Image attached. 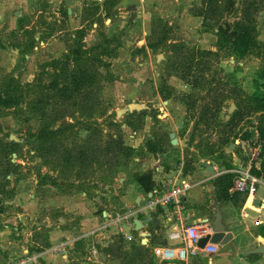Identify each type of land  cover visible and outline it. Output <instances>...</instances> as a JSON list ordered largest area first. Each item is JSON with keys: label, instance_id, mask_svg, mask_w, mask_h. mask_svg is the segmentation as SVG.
<instances>
[{"label": "rangeland", "instance_id": "1", "mask_svg": "<svg viewBox=\"0 0 264 264\" xmlns=\"http://www.w3.org/2000/svg\"><path fill=\"white\" fill-rule=\"evenodd\" d=\"M118 1L116 0V3ZM245 1L236 0L234 9L230 12L225 11L220 20L222 22L239 20ZM219 2L223 6L225 0ZM180 4L198 17L194 19L195 21L192 20L193 22L183 23L176 15L162 18L153 12L152 28L148 32L147 43L150 40L157 42L158 36L168 30L169 40L161 42L158 49L151 50L152 55L147 56L148 60L146 57L131 59L136 51L143 48L139 46L135 49L132 43H128L125 52L131 68H149L150 75L147 76L149 90L138 95L140 101L137 102L145 104L146 108L135 110L132 115H129L131 113L129 112L117 116L116 109L124 101L127 103L128 98L120 96L119 90L114 89L116 77L114 75V79H110V71L112 72L114 66V57L118 55L116 48L118 49L126 38L132 39L130 36L134 34L132 31L134 21L115 14L105 15V0H87L77 6L76 12H68L67 15L62 12V7L71 8V5L65 0H0V87L14 77L24 86L25 95V101L20 108L15 106L0 108V142L14 141L19 144L17 152L6 157L0 153V203L5 202L9 205L8 208L1 206L3 208L0 210V243L7 242L8 238L22 237L23 222L13 216L22 210L20 204L24 199L20 197L21 203L16 202L21 193L24 192V197H30L33 193L38 196H53L55 193H73L84 189L90 193L91 199L98 195L111 199L117 206L112 225L117 228L116 232L107 233L110 234L107 238L116 240L110 264H142L137 252L132 249V245L142 244L143 236L139 235L142 230L136 229L132 219L124 218L129 207L124 201H120V196L126 194L127 181L135 182V174L156 167L154 156L160 159V164L165 169L178 170L182 167L185 176L195 181H200L205 176H212L211 181H214L217 176L227 172L237 177L238 172L235 170H242L249 164L252 174L264 178V143L259 140L257 129L259 123L264 124V110L245 117L235 129H230L227 125L242 96H263L258 83L259 72L264 68V51L261 49L253 52L243 59L221 52L218 57L211 58V69L206 72L200 71V66H197L193 74L204 76L206 82L208 80L212 82L211 86L225 84L230 89L236 87L238 90L237 93L233 92L225 98L221 111L214 117V122L200 120L201 111L206 105L201 97L209 93L210 87L206 83L205 89L203 87L198 90L178 76H170L169 65L176 59V54H173L169 46L172 41H185L192 49L215 50L217 36L212 26H204L203 18L198 15L203 0H180L178 5ZM116 12L119 14L118 10ZM255 17L259 30L258 38L264 42V3H261ZM149 18L150 15L147 16V22H150ZM208 21L214 23L215 17H210ZM80 29L85 31L83 39L77 33ZM103 34L115 39L106 43ZM33 40L34 47L25 50ZM43 42L50 44L44 48ZM100 43L109 47L107 54H102L101 49L92 51V48ZM79 44H84L87 50L92 51L91 55H86L87 62H91L89 64L97 67L103 74L101 83L95 88V100L88 105L94 107V115L88 119L86 115L88 111L73 107L71 103L55 102L48 110L56 116L72 113L65 118L60 116L61 119L53 126H59L66 121L73 122L76 117L84 120L81 123L73 122L76 124L75 130L66 134L63 139L65 145L63 150H68L67 152L72 155L79 147L102 145L109 135H117L118 129L110 124L111 121L121 124L125 144L134 147L135 151L130 157L120 154L117 163L112 164L111 168L106 164L80 167L67 162L62 153L36 150V133L46 122L38 115L39 111L31 108L35 90L29 88L40 80L38 79L40 76L47 80V75L43 72L51 69L46 66L47 63L63 58ZM124 45L125 43L121 46ZM37 46H40V49L36 50ZM101 54L102 61H94L95 56ZM166 80L167 82L172 80L173 85L165 88ZM120 81L122 80H119V84ZM162 86L168 95L167 99L162 98L159 93ZM76 99L79 100L81 97ZM193 102L195 105L191 106ZM100 111H107L112 115L111 117H107L105 113L100 115ZM125 122H132L133 125L127 126ZM207 124L211 125L210 129H207ZM253 128L258 131L256 142H253L247 133ZM171 132H175L178 138L176 145L171 142ZM225 138H229L231 143H236V147L230 153H226V149L231 143L225 142ZM149 143L156 147V152L150 151ZM254 152L257 153L256 156H253ZM100 156L104 157V154L101 153ZM8 159L18 168H9ZM201 160L210 161L216 170L213 173L208 172L199 164ZM200 171L203 175H200ZM234 213L239 219L246 220L254 233L259 235V226L264 219L257 206L241 205ZM135 219L143 220V217L140 215ZM124 224L127 226L123 231L121 227ZM148 224L152 226L151 221ZM157 239L159 242L165 241L162 234L157 235ZM237 241L244 251H247V247L257 244L261 239H256L248 232L247 235L240 234ZM93 243L91 242L90 246ZM84 250L87 251V245ZM153 252L154 248L153 251L149 248L150 257ZM196 256L194 264H213L204 253ZM260 257L261 255L249 256L250 259L244 260V264H264V261H259ZM83 260L90 262L86 256Z\"/></svg>", "mask_w": 264, "mask_h": 264}, {"label": "trees", "instance_id": "2", "mask_svg": "<svg viewBox=\"0 0 264 264\" xmlns=\"http://www.w3.org/2000/svg\"><path fill=\"white\" fill-rule=\"evenodd\" d=\"M220 0H203V6L200 8L198 15L203 18V24L212 26L217 36V49H192L185 41H172L169 49L176 54L174 59L169 65V75L178 76L180 79L192 84V87L196 89L210 87L208 94L201 97L206 102L205 107L201 111L200 120L205 122H214L215 115L221 111V107L225 98L231 93H237V88L230 89L225 84L213 87L211 81H207L204 76H196L193 71L200 66V71L206 72L211 69V58L218 57L221 52L228 53L236 58L243 59L252 54L253 52L264 51V42L259 40V30L257 27V20L255 17L256 11L260 7L264 0H246L245 7L243 9L242 16L239 20L231 22L225 20L222 22L220 19L223 18L224 12L234 9L236 0H225L223 6H221ZM260 1V2H259ZM106 6L104 8L105 15L111 16L109 10L115 5L116 0H105ZM259 5V6H258ZM106 9V10H105ZM64 15L68 14V8L62 7ZM215 17V22H209L210 17ZM77 33L83 39L85 36L84 30H78ZM169 30L164 31L158 36L157 42L148 41L147 45L150 49H158L161 42H167ZM104 42L110 43L115 38H110L103 34ZM34 40L25 47V50L32 49L34 47ZM118 47V46H117ZM108 46L100 43L92 48L93 50H102V54H105L108 50ZM117 49V48H116ZM115 50V48H113ZM91 50H87L84 44H79L75 47L71 53H67L61 59H55L50 63H47V67L50 70L43 71L47 75V80L43 76L36 84L31 86L29 90L34 89L35 99L31 102V108L35 111H39L40 118L46 122L36 133V150L38 152L46 150L48 153L58 152L64 155V159L80 167H87L94 164L103 165L106 164L112 167V164H116L120 154L126 157L133 155L135 148L125 144L122 125L111 121L110 124L114 125L118 129L117 135H109L102 145L95 146H83L79 147L78 150L72 155L63 150L65 145L63 139L65 135L75 130L76 122L81 123L84 120L79 119L76 116L73 119L75 123L66 121V123L59 126H53L55 122H58L62 116L63 118L71 116V114H64L56 116L48 110V107L53 106L55 102L59 103H71V106L78 107L79 109L86 110L88 119L93 117L95 111L94 107L88 106L93 100H95V88L101 83L102 72L96 67L94 68L91 62H87L86 55H91ZM100 55L95 56L94 61H102ZM107 54V53H106ZM102 65H105L102 63ZM110 79H114L113 73L110 71ZM204 75V74H202ZM214 80V79H213ZM165 88L171 87L167 80L164 81ZM206 86V87H205ZM4 87V88H3ZM258 88L263 92V96H242L241 101L238 104V108L231 117L229 123L230 129L237 128L245 117L254 114L257 111L264 110V68L259 72V83ZM24 86L16 81L14 77L10 79L8 83H4L2 88L0 87V108L1 107H12L15 106L20 108L25 101V95L23 94ZM171 89V88H170ZM208 89V88H207ZM166 90L162 86L159 89L162 98L167 99L168 95ZM76 97H81L77 100ZM82 100V101H81ZM194 106L193 102L190 104ZM84 107V108H83ZM107 114V117H111L112 114H108L107 111H100V115ZM135 112H131L132 115ZM87 121V120H86ZM127 126H132V122H125ZM257 127V125H256ZM211 125L207 124V129H210ZM206 129V130H207ZM257 129L259 130V140L264 143V124L259 123ZM248 136L251 137L250 131L247 132ZM224 140V139H223ZM229 138H225V142L231 143ZM155 143V142H153ZM150 145V151L156 152V147ZM155 145V144H153ZM19 144L17 142H0V153L8 156L11 153L17 152ZM212 151V150H211ZM213 152V151H212ZM103 153L104 157L100 154ZM9 168H18L17 165L8 159ZM236 175L227 172L221 174L215 178L214 185L216 187L217 199L219 201L232 200L235 203L241 202L243 205L246 201V196L240 197L241 194L238 191H234V181ZM135 182L142 188L145 193H150L155 185L152 170L135 174ZM80 191L90 194L88 191L82 189ZM95 195L93 197H97ZM1 206L8 208L9 205L5 202L0 203ZM259 235L264 237V225L259 226ZM166 244V242H164ZM116 244L112 245L108 249L112 253L115 252ZM122 249V246H120ZM132 249L137 252V257L141 260L142 264H155L153 258L150 257L149 247L140 244L139 246H133ZM39 251V249H37Z\"/></svg>", "mask_w": 264, "mask_h": 264}, {"label": "crops", "instance_id": "3", "mask_svg": "<svg viewBox=\"0 0 264 264\" xmlns=\"http://www.w3.org/2000/svg\"><path fill=\"white\" fill-rule=\"evenodd\" d=\"M65 1L71 5V12H76L77 6L83 4L87 0ZM179 1L180 0H119L109 10L111 14L131 19L135 22L134 29L132 30L134 34L130 36L132 39L128 37L125 41L123 40L125 45L121 46L124 44L121 43L118 49H116L118 55L116 54V57H114L112 73L116 77L115 83L118 84L113 83V87L119 90L120 96L128 98L127 103L124 101L116 110L126 107L125 105L131 102L140 101L138 95L149 90V80L147 78V76L150 75L149 68L132 69L127 62L125 51L129 46L128 43H132L135 49L139 46H142L143 49L136 51L131 59L135 58L138 60L140 58L145 59L146 57V60H148L147 56L151 57L152 49L147 45V35L152 28L151 17L153 16V12L162 18L169 15H176L183 23H190L198 17L192 15L190 10L186 9L185 6L181 4L178 5ZM117 10L119 14H117ZM22 14H24V12H22ZM148 15H150V22H147ZM49 44V42H43L42 46L45 45V48L46 45ZM38 49H40V46L36 47V50ZM119 80H122L120 84ZM171 81L172 80H170L169 83L173 85ZM157 98H159V96H157ZM158 159L154 156L155 164ZM200 175H203L201 171ZM211 179L212 176H205L204 179L199 181L200 183L196 187L190 190L187 199V208L194 219L208 218L214 220L217 207H219L223 214V222L227 230L233 233L234 238L233 242L218 244L217 252L211 254L208 259L213 264H244V260L250 259L249 256L261 255L259 261H264V254L245 253L242 245L237 241L240 234L243 233L247 235L248 232L256 239H261L257 244L250 245L246 248L250 250L264 244V237L254 233L246 220L239 219L235 216L234 211L242 205L241 202L235 203L232 200L219 201L217 199L216 187ZM125 182L126 178L124 183ZM240 194V197L244 196L243 193ZM149 195L150 193H144L136 182L127 181L126 194L120 196V201H124L126 206L131 210L138 207L139 204H143ZM20 197L24 199L23 203L20 204L22 210L18 211L13 216L23 222L24 227L21 230L22 237L17 239L8 238L7 242L0 243V264L22 255L26 250L37 251V249H39L41 254L38 264L111 263V258L114 254L108 248L114 245L116 240L111 237L107 238V236L110 235H107V233L117 229L112 227L115 220V208L117 206L111 199L99 196H97L98 198L95 197L91 199L84 191L55 193L53 196H38L33 193L30 194V197H24L23 192L20 194L19 199L16 200L17 203H21ZM256 200L260 201V206L257 207L258 210L261 211L264 219V185L259 186L253 203H255ZM243 205H245V203ZM104 211H107V215L104 214ZM156 216L157 212H153L151 220L152 226H150L148 222L143 223V229L144 231L146 230L148 234L147 243L143 245L149 247L152 251L157 245L167 242L166 238L168 234V229L164 226L162 216L158 218H156ZM155 220H158V224H156ZM261 225H264V220ZM126 226V224L122 225L121 229L124 231ZM15 229L18 228L15 227ZM159 234H162L165 241L159 242L157 239V235ZM139 235H141V233H139ZM258 236L260 238H258ZM91 242L94 243L90 246ZM234 243L241 252H237ZM86 245L87 251L84 250ZM153 254L154 252L151 258H153L155 264H162L159 262L160 259L157 260L158 257ZM82 255L84 257L86 256L90 262L83 260L84 257H82ZM196 257H191L187 264H194V258Z\"/></svg>", "mask_w": 264, "mask_h": 264}, {"label": "built area", "instance_id": "4", "mask_svg": "<svg viewBox=\"0 0 264 264\" xmlns=\"http://www.w3.org/2000/svg\"><path fill=\"white\" fill-rule=\"evenodd\" d=\"M256 155L254 152L253 156ZM235 171L238 175L233 190L243 193L246 196L245 206L252 207L259 189L258 185H264V178L252 174L250 164L242 170ZM152 172L155 185L149 197L143 204L129 209L124 218L132 219L135 224L134 219L140 215L143 217V220H140L142 223L151 221L153 212H157L156 218L162 216L164 226L168 229L167 242L154 247V254L161 263L187 264L191 257L200 253L209 257L217 252L219 245L211 242L215 232L213 220L194 219L187 208L189 192L200 182L185 176L182 167L178 170H166L160 164V159L156 162V167L152 168ZM206 236H210V239L201 248L198 242ZM40 255L39 251L26 250L22 255L3 264H38Z\"/></svg>", "mask_w": 264, "mask_h": 264}, {"label": "water", "instance_id": "5", "mask_svg": "<svg viewBox=\"0 0 264 264\" xmlns=\"http://www.w3.org/2000/svg\"><path fill=\"white\" fill-rule=\"evenodd\" d=\"M68 12H71V8H68ZM146 108L145 104L138 103V102H131L129 103L126 107H123L121 109H118L116 111L117 116H122L126 113L133 112L135 110H142ZM126 126V125H125ZM251 139L253 142H256L258 140V131L257 129L253 128L251 131ZM170 138L171 142L173 145H176L178 143V138L176 137L175 132L170 133ZM236 147V143L232 142L229 147L226 149V153H230L234 148ZM201 166L207 169L208 172L213 173L215 170L214 165L207 160H201L199 162ZM98 198V197H97ZM254 205L260 206V201L256 200ZM104 214L107 215V211H104ZM156 224H158V220H155ZM213 225H214V234L211 237V242L215 244H227L229 242H233L234 235L232 232L228 231L226 228V225L223 222V214L222 211L220 210L219 207H217L214 220H213ZM135 227L137 230H142L143 229V223L140 221V219H135ZM141 235L143 236L142 244L147 243V232L142 230ZM210 236L203 237L199 240L198 245L203 248L206 243L209 241ZM235 249L239 250L238 246L234 243ZM245 253H261L264 254V244H261L260 246L250 249L248 251H245Z\"/></svg>", "mask_w": 264, "mask_h": 264}, {"label": "flooded vegetation", "instance_id": "6", "mask_svg": "<svg viewBox=\"0 0 264 264\" xmlns=\"http://www.w3.org/2000/svg\"><path fill=\"white\" fill-rule=\"evenodd\" d=\"M14 12H15V11H14ZM168 84H169L170 86H172V84H170L169 81H168ZM159 93H160V92H159Z\"/></svg>", "mask_w": 264, "mask_h": 264}]
</instances>
